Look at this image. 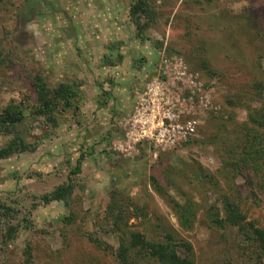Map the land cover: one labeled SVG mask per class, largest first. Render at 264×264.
Listing matches in <instances>:
<instances>
[{
  "label": "rangeland",
  "instance_id": "obj_1",
  "mask_svg": "<svg viewBox=\"0 0 264 264\" xmlns=\"http://www.w3.org/2000/svg\"><path fill=\"white\" fill-rule=\"evenodd\" d=\"M132 4L0 0V112L8 105L24 111L0 146L10 139L36 146L0 160V197L13 209L4 220L19 229L6 244L0 225V264H28V244L30 264H118L91 241L117 247L104 220L116 197L133 214L129 231L161 239L171 230L191 243L195 264H257V246L231 227H215L209 210H222L227 195L264 227V180L239 164L250 110L264 105L257 92L264 83V0H152L157 22L142 32ZM165 59L182 62L204 85L209 104L194 110L199 134L169 151L129 149L125 119L149 80L162 75ZM36 75L51 88L78 82L77 118L61 114L52 126L30 114L36 95L29 79ZM82 156V173L71 175ZM70 177L79 183L70 206L40 203ZM172 200L196 205L191 229L182 228ZM70 211L75 223L65 225Z\"/></svg>",
  "mask_w": 264,
  "mask_h": 264
},
{
  "label": "trees",
  "instance_id": "obj_2",
  "mask_svg": "<svg viewBox=\"0 0 264 264\" xmlns=\"http://www.w3.org/2000/svg\"><path fill=\"white\" fill-rule=\"evenodd\" d=\"M132 18L135 20L138 32L145 31L157 22V14L152 7V0H133L131 5ZM207 67V64H203ZM210 74H217L210 70ZM30 83L34 88L36 103L31 107L30 114L41 118H46L52 126H58L66 114L67 117L77 118L79 115V104L82 100L79 84L77 81L59 84L56 88H51L42 78L36 75L30 77ZM260 89L258 96H264V83L258 84ZM256 88V87H255ZM230 105H235L237 101H228ZM106 104V103H105ZM24 120V111L20 106L8 105L0 112V136H13L20 124ZM245 145L242 146V156L239 164L252 171L257 179L264 180V105L257 109H251L249 113V123L245 125ZM36 146L28 145L18 139L6 141L0 146V160H5L13 155L31 152ZM80 158L73 168V176L82 173V162ZM236 166H238L236 164ZM76 177H70L66 182L60 184L52 193L40 196V203L48 205L52 202L62 203L70 206L73 195L79 186ZM173 209L176 211L179 222L183 229H191L196 219V205L187 201L181 203L172 200ZM222 210L213 212L209 210V219L215 227L225 229L231 227L240 233L244 240L252 246H257L258 262L264 264V227L257 225L254 221H248L247 215L243 213L241 205L235 200L225 195L221 198ZM13 209L7 205L0 197V225L6 226L4 242L9 244L16 239L19 229L5 219H11ZM133 216L130 211H126L117 197L109 205L104 220L109 224L107 234L117 237V247L109 245L107 242L97 237L91 236L98 249L109 251L114 256L118 264H141L148 262L153 264H195L194 249L191 243L184 238L177 237L171 230L165 231L161 239H149L147 235L139 231H129L128 221ZM65 225L75 223V213L63 218ZM263 251V254L260 252ZM34 247L28 244L24 254L28 264L33 260Z\"/></svg>",
  "mask_w": 264,
  "mask_h": 264
},
{
  "label": "built area",
  "instance_id": "obj_3",
  "mask_svg": "<svg viewBox=\"0 0 264 264\" xmlns=\"http://www.w3.org/2000/svg\"><path fill=\"white\" fill-rule=\"evenodd\" d=\"M163 66L162 75L146 84L127 121L125 145L129 149L149 144L169 151L195 140L199 134L200 114L194 110L209 104L199 75L190 74L182 62L165 59Z\"/></svg>",
  "mask_w": 264,
  "mask_h": 264
},
{
  "label": "flooded vegetation",
  "instance_id": "obj_4",
  "mask_svg": "<svg viewBox=\"0 0 264 264\" xmlns=\"http://www.w3.org/2000/svg\"><path fill=\"white\" fill-rule=\"evenodd\" d=\"M130 118V116L128 117V119ZM128 119H125V125H127V121H128Z\"/></svg>",
  "mask_w": 264,
  "mask_h": 264
}]
</instances>
